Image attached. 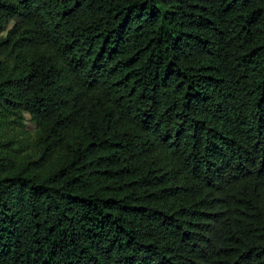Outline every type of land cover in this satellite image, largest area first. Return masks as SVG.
<instances>
[{
	"label": "trees",
	"instance_id": "obj_1",
	"mask_svg": "<svg viewBox=\"0 0 264 264\" xmlns=\"http://www.w3.org/2000/svg\"><path fill=\"white\" fill-rule=\"evenodd\" d=\"M0 264H264V0H0Z\"/></svg>",
	"mask_w": 264,
	"mask_h": 264
},
{
	"label": "rangeland",
	"instance_id": "obj_2",
	"mask_svg": "<svg viewBox=\"0 0 264 264\" xmlns=\"http://www.w3.org/2000/svg\"><path fill=\"white\" fill-rule=\"evenodd\" d=\"M23 129H25L29 133H33V130L35 129V125L29 120V118L27 117V115H25V118H24Z\"/></svg>",
	"mask_w": 264,
	"mask_h": 264
}]
</instances>
